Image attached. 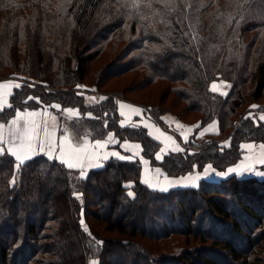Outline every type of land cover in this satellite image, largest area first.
Returning a JSON list of instances; mask_svg holds the SVG:
<instances>
[{
    "label": "trees",
    "instance_id": "16d2710c",
    "mask_svg": "<svg viewBox=\"0 0 264 264\" xmlns=\"http://www.w3.org/2000/svg\"><path fill=\"white\" fill-rule=\"evenodd\" d=\"M111 42L110 63L85 82L88 63ZM131 71L145 73L141 85L169 82L172 103L102 91L108 78ZM18 74L40 82L14 89L0 123L38 107L30 99L38 97L79 108L81 116L68 121L77 135L112 134L118 148L136 141L142 156L170 175L202 171L207 163L226 170L241 160L244 141H264V122L248 115L253 103L264 108L256 102L264 96V0H0V81ZM219 80L231 83L226 95L211 90ZM78 85L105 97L88 104ZM119 99L146 106L161 125L167 109L184 104L182 113L200 114L199 127L216 119L219 132L194 152L171 151L159 160L161 141L143 126H123ZM142 170L139 156L110 158L81 177L43 153L21 164L0 155V264H264V178L232 174L158 191L142 182ZM97 219L109 235L98 231ZM175 219L193 227L199 251L174 246L159 255L139 241L141 232L155 240L181 236Z\"/></svg>",
    "mask_w": 264,
    "mask_h": 264
},
{
    "label": "crops",
    "instance_id": "0c3cea01",
    "mask_svg": "<svg viewBox=\"0 0 264 264\" xmlns=\"http://www.w3.org/2000/svg\"><path fill=\"white\" fill-rule=\"evenodd\" d=\"M25 80H27V77L18 74V75H14L13 78L0 81V83L12 81L13 83H18L21 85ZM14 89L15 88L11 89L12 93H13ZM82 89H86V91L82 94L85 96L86 102L88 104H92L93 100L89 99V97H94L92 90H90V89H94V88H92L91 86H88V85H82L81 90ZM87 92H89L90 94H87ZM8 102L10 103V97L8 98ZM94 102L96 103L97 101L94 100ZM121 103H123L125 105H131L134 108L141 109V110H143V112L138 114V113L134 112L133 108H127V107L121 109V107H120ZM38 105H39L38 107L26 108L25 110H19V111L21 113H25L28 111L47 112L49 114V123L50 124L54 123L58 128V132H57V141L58 142H59V139L62 138V136L65 134V130H67L69 133L72 134L71 138H72V141L74 144H82L84 142L85 138H87L93 144L97 140L104 142V141H108V139H109V138H107V139H92L89 135H83V136L77 135L75 133V131L69 127L70 124L68 125V121L70 122V120L67 118L69 116H72L71 118H75L76 112L74 111L73 113H68L66 111L67 109L78 110V113H79L78 117H80L81 112H80L79 108H77V107H72V106L63 107L58 103L44 104L41 101L39 102ZM54 105H60L61 107L59 109H57L55 107H52ZM118 111H119V114L121 116V124L123 126H143V127H145L144 125H147V127H145V128L148 130V132L154 138L161 141L162 148H161L160 152L158 153L157 158L160 157L162 153L164 155V153L169 152L172 149L171 147H173V149H174L176 146H179V148H181L183 150L184 149L183 148L184 142H186L194 134V132L198 131L199 135H204L206 133H217L218 132V123L215 121L210 123L209 125L202 127L201 129H199L198 126L200 125V122L192 123V122L184 121V120L180 119L173 112H165L164 114L161 115V119L164 123V125H161L153 117L152 112L146 106L141 105L139 103H136L134 101L132 102V101H128L125 99H119ZM122 112L124 113L123 115L121 114ZM89 115H90V113L88 112L87 116H89ZM261 116L262 115H259V117H261ZM52 117H55L54 121L51 119ZM3 124H6V123H3ZM177 125H182L183 127L181 128V127H178ZM64 127H65V129L62 130L61 128H64ZM189 129H191V131H189ZM161 133H163L164 135H161ZM110 136L112 137V140L107 143L105 148L96 149V152L99 154L100 158L98 160L92 161L91 167H89L87 164H85V167L83 170L79 169V168H73V169L79 170L81 177H86L88 171L91 169L102 168L105 165L106 161L110 158H118V159H124V160H134L138 156L140 158H143L142 147H141L140 143H138L136 141H131V140H124L121 143L120 148H118V147L112 146V144L115 143L116 140L113 139L112 134ZM166 136H171L175 143H173L171 141H166ZM246 144H254V143H243L242 144V149H243L242 159L240 160L239 163L228 167L226 170H219L213 164L208 163L202 171L196 170V171H191V172H188L186 174H181L178 176H171L161 166L151 165L149 159L146 158L147 161L142 160V162H143V170H142V177H141L142 182L145 179L149 180L152 183H155L156 180H159L161 185L163 186L165 177H167V179H169V180H181L183 178L188 177L190 174L193 176H195L197 174L199 175V179L196 180L195 185L171 186L168 188V190H169V189H174V188L196 187L199 185L200 181L203 179L221 180V179L226 178L232 174H236L240 177L255 176L259 179H263L264 178V170L261 168H256V167H255V170H252V171H242L239 174L233 172V173H228L226 175H222L223 173H227L228 169H230V168L237 167L238 165H244V166H247L249 164L253 165L254 164L253 159H254V161H256V160H259L261 158V154H262V152H264V150H262L259 146L264 145V143L260 144L259 146H256L253 149H245L243 146ZM132 145H139L140 147L137 149V148L131 147ZM40 147L41 146L39 144L34 146L35 154H30L29 159H31L32 157H34L38 154H41V153L46 155L47 148H45L44 152H41ZM162 149H164L163 152H162ZM111 153H118L119 155H111ZM57 155H58V150H57ZM105 155H107V159L103 158ZM121 157H123V158H121ZM29 159H25L23 162H25ZM158 159L161 160L162 158H158ZM15 160H16V158H15ZM16 162L18 164H21L17 160H16ZM96 165H99V166H96ZM209 165H211V169H208V173H207V175H205V170L208 168ZM82 171L84 172L83 176L81 175ZM129 184H131V183H129ZM145 184H147L149 186L148 183H145ZM152 189H154V188H152ZM155 190H159V189H155Z\"/></svg>",
    "mask_w": 264,
    "mask_h": 264
},
{
    "label": "snow or ice",
    "instance_id": "6c2138e0",
    "mask_svg": "<svg viewBox=\"0 0 264 264\" xmlns=\"http://www.w3.org/2000/svg\"><path fill=\"white\" fill-rule=\"evenodd\" d=\"M21 87L18 83H13L12 81H7L0 83V112L4 110L6 107H12V105L8 102V98L12 95L11 89ZM82 87L80 85L77 86ZM212 91H220L216 83L211 85ZM225 94L226 93H221ZM33 99V98H30ZM89 99L95 100V97H90ZM101 99H104L103 97ZM59 109L60 105H54ZM121 109L133 108L134 112L140 114L143 110L134 108L131 105H125L121 103ZM256 107V106H253ZM68 113L76 112V117L78 118L79 113L78 110L67 109ZM124 114L123 112L121 113ZM53 121L55 117L51 118ZM260 119L264 120V116H261ZM147 127V125H144ZM178 127H183L182 125H177ZM191 131V129H189ZM57 132L58 128L53 123H49V114L47 112H36V111H28L25 113H21L19 110L16 111V116L9 121L7 126L3 123H0V155L8 152L13 155L16 160L22 163L25 159L30 158V154H35L34 146L39 144L40 151L44 152L45 148H47L46 155L49 159H58L61 163L65 164L69 169L79 168L84 169L85 164L89 167L92 166V161L98 160L99 154L96 152V149H103L106 147L107 143L112 140L110 136L108 141H95L94 144L91 143L87 138L84 139L82 144H74L72 141V134L65 130V134L62 138L57 141ZM183 134V133H182ZM161 135H164L161 133ZM158 138V137H157ZM166 141H171L173 143L174 140L171 136H166ZM5 144L7 145L5 147ZM131 147L139 148V145H132ZM245 149H253L256 146L254 144H246L243 146ZM262 150H264V145L259 146ZM58 150V155H57ZM175 151H182L179 146L174 148ZM164 149H162V152ZM111 155H119L118 153H111ZM107 159V155L103 157ZM123 158V157H121ZM160 158V157H158ZM259 164L264 165V152L261 154V158L257 161ZM19 165H17L18 167ZM99 166V165H96ZM253 165L249 164L247 166L238 165L237 167L228 169L227 173H223L222 175H226L228 173H241L242 171H252ZM208 169H211V165L205 170V175L208 173ZM81 175H84V172H81ZM199 179V175H189L186 178L181 180H169L167 177L164 178V185L162 186L159 180H156L155 183L150 182L145 179L143 182L148 183L150 187L154 189H159L161 191H167L171 186L177 185H195L196 180ZM14 182V181H13ZM132 195V193H129ZM83 223V222H82ZM85 231L87 228L85 227ZM102 243V242H101ZM92 264H96L95 261Z\"/></svg>",
    "mask_w": 264,
    "mask_h": 264
},
{
    "label": "rangeland",
    "instance_id": "374dc122",
    "mask_svg": "<svg viewBox=\"0 0 264 264\" xmlns=\"http://www.w3.org/2000/svg\"><path fill=\"white\" fill-rule=\"evenodd\" d=\"M124 43V42H123ZM123 43L121 44L120 48L123 46ZM110 47L108 49V51L106 53H103L101 55V57L99 58H95L93 57V59L90 61V63H88V75L87 78H85V82H91L92 79H95L96 74H97V70L102 66L105 65V63H110V59L112 54H110L113 50V45L112 42L110 43ZM119 51H121L120 49L117 50V52L119 53ZM108 72V71H107ZM105 72V73H107ZM145 76V73L143 72H136V71H131V72H126V73H121L118 74L114 77H110L108 78L106 81L103 82V85L101 87L102 91L108 90V89H118V90H127V92L125 93L127 97H130L133 100L136 101H140V102H147V103H161L163 106H167L168 104H171L174 97L176 96L173 92L172 94H169V86L170 83L167 81H161L159 83H149V84H143L141 85V83L143 82V78ZM27 80H32L30 83L31 87H35V83L40 82V80L38 79H31L30 77H27ZM35 82V83H34ZM213 83H216L218 88L220 89V91H217L219 93H228L230 88H231V83L225 80H219V81H215ZM94 90H98L94 87ZM87 94H90L89 92H87ZM94 96V95H93ZM95 97V96H94ZM33 98V97H32ZM38 101H40V99L38 97H35ZM90 98V97H89ZM33 102L38 103V101H36L35 99H32ZM95 100L98 102V100L95 97ZM254 100H252L251 102H253ZM264 102V96L262 98H260L259 100H256V102ZM95 102L93 101L92 104H94ZM256 106V107H253ZM184 107V104H182L181 106L179 105L176 108H169L167 110H170L171 112H177V113H181L182 117L185 118V120L192 122L194 120H196L200 114L197 112H185L182 113V108ZM250 111L248 112V115L253 116L254 118H256V121H263L262 119H260L259 115L264 116V108L260 103H253L250 106ZM51 110V109H50ZM51 114V113H50ZM89 116H93L91 113ZM72 116L67 117L69 120L73 119L71 118ZM217 122L218 121L215 119L212 122ZM194 122H200L199 120H196ZM192 122V123H194ZM9 123V122H8ZM6 123L5 125L7 126ZM210 123H208L207 125H209ZM206 126V125H205ZM204 127V126H203ZM199 129H201L202 127H199ZM62 130L65 129L61 128ZM218 132H219V124H218ZM210 134L213 133H206L204 135H199L198 131L194 132V134L186 141L184 142V146H183V151L188 150L189 152H194L195 150H198V146L203 143V142H212L211 141V137L209 136ZM194 138H199L201 140H197ZM113 139H115V137L113 136ZM221 144L223 145H229L230 144V140L229 139H224L223 141H219ZM243 143H254L255 146H259L260 144L264 143V141H259V140H247L244 141ZM242 143V144H243ZM7 145L5 144V147ZM172 149L169 151H175L173 149V147H171ZM168 153V152H167ZM166 154V153H164ZM243 155V154H242ZM163 153L161 154L160 158H162ZM242 159V158H241ZM142 160H146L147 159L145 157L142 158ZM258 160L254 161L253 159V170H255L256 168H261L264 170L262 164H259L257 162ZM240 161H238L237 163H239ZM236 163V164H237ZM208 164V163H207ZM206 164V165H207ZM212 164V163H211ZM205 165V166H206ZM232 166V165H231ZM230 167V166H229ZM205 168V167H204ZM203 168V169H204ZM170 175V174H169ZM171 176H178V175H171ZM151 188V187H150ZM152 189V188H151ZM155 190V189H152ZM170 190V189H169ZM160 191V190H158ZM130 193H132V191H130ZM133 195V193H132ZM167 210H169V208L167 207ZM98 223L100 224V229L98 230L99 232L105 234V235H109L107 232H105V226H106V222H102L99 219H97ZM167 220H164L163 223L166 224ZM174 226L177 228V230H181L184 231L183 233H181V236H175L172 238L169 237H165V239L163 240H155V238H150V237H146L143 238L145 236H143V232H141V236L139 238V241L144 244V246L146 248H148L149 250H151L152 252H154L155 254H159V255H165V251H168L169 249H172V247L174 246H181V247H187L186 249H189L190 251L192 250V253H195L196 251H199V247L203 246V243L200 241V239H196L195 237V233L193 232V227L192 230H190V228L188 226H184V228H181L179 220L175 219L174 222ZM168 225V224H166ZM171 227V226H169ZM142 228V227H140ZM206 231H210L209 233L211 235H215L214 231L211 230L209 227H206L205 229ZM189 231V232H188ZM188 237L189 238V242H191L190 246L187 245V241L186 238L184 237ZM96 262V264H99L98 260H94Z\"/></svg>",
    "mask_w": 264,
    "mask_h": 264
},
{
    "label": "built area",
    "instance_id": "2783aa9c",
    "mask_svg": "<svg viewBox=\"0 0 264 264\" xmlns=\"http://www.w3.org/2000/svg\"><path fill=\"white\" fill-rule=\"evenodd\" d=\"M92 93L94 94V96L96 97V99H97L98 101L103 100V99H101V98H102V97H103V98L105 97V95H104L102 92L98 91V90H93Z\"/></svg>",
    "mask_w": 264,
    "mask_h": 264
}]
</instances>
